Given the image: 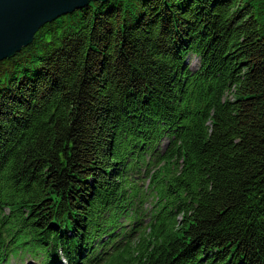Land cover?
I'll return each instance as SVG.
<instances>
[{
	"label": "trees",
	"instance_id": "1",
	"mask_svg": "<svg viewBox=\"0 0 264 264\" xmlns=\"http://www.w3.org/2000/svg\"><path fill=\"white\" fill-rule=\"evenodd\" d=\"M26 256L264 264V0L91 1L0 61V264Z\"/></svg>",
	"mask_w": 264,
	"mask_h": 264
},
{
	"label": "water",
	"instance_id": "2",
	"mask_svg": "<svg viewBox=\"0 0 264 264\" xmlns=\"http://www.w3.org/2000/svg\"><path fill=\"white\" fill-rule=\"evenodd\" d=\"M109 0H0V61L28 46L45 24Z\"/></svg>",
	"mask_w": 264,
	"mask_h": 264
},
{
	"label": "rangeland",
	"instance_id": "3",
	"mask_svg": "<svg viewBox=\"0 0 264 264\" xmlns=\"http://www.w3.org/2000/svg\"><path fill=\"white\" fill-rule=\"evenodd\" d=\"M189 60H190L192 69H197L198 60L195 57H193V56L190 57ZM138 183H139V187L141 188L142 191H146L147 190V186H148V183H149L148 180H144V178H141L140 180H138ZM146 197H147V202L144 205H142V210L145 213L149 214L151 212V197H150V195H147ZM10 264H37V263L34 262L32 259H29L28 256H26L23 259V261L12 259L10 261Z\"/></svg>",
	"mask_w": 264,
	"mask_h": 264
}]
</instances>
